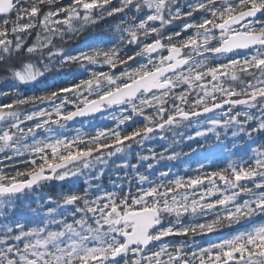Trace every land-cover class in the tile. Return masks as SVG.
Segmentation results:
<instances>
[{"label":"snow or ice","instance_id":"6c2138e0","mask_svg":"<svg viewBox=\"0 0 264 264\" xmlns=\"http://www.w3.org/2000/svg\"><path fill=\"white\" fill-rule=\"evenodd\" d=\"M0 84V264H264V0H0Z\"/></svg>","mask_w":264,"mask_h":264},{"label":"rangeland","instance_id":"374dc122","mask_svg":"<svg viewBox=\"0 0 264 264\" xmlns=\"http://www.w3.org/2000/svg\"><path fill=\"white\" fill-rule=\"evenodd\" d=\"M108 115V113H106V114H104V116H107ZM112 121L111 120H107V119H102V116H100V117H98L97 119H91V120H88V121H85V123H83V124H81L80 126H78V127H74V126H71V125H73V124H71V123H69V129H68V135H75L76 134V130L78 129L80 132H86L87 131V133L88 134H94L95 133V131H96V129L97 128H102V127H100V125H104V124H109V123H111ZM113 123V122H112ZM114 124V123H113ZM184 131H189L190 132V130L189 129H184ZM201 143L203 144V145H205L206 147H207V149H208V147H210V145H206V144H204L203 143V141H201ZM148 145H146L145 147H147ZM192 146H196V144H193ZM200 149H201V147H200ZM140 149L137 147V146H135L134 147V150H133V162H135V159H134V157H135V152L136 151H139ZM188 150H186L185 152H187ZM202 151V150H201ZM203 163H205V165L206 164H209L210 163V161H203ZM221 163V162H220ZM109 170V169H108ZM110 171V170H109ZM112 173H113V177H114V179H116V175H117V173L119 174V175H121V176H123V172L122 171H118V170H116V169H113V171H112ZM103 183V182H102ZM107 186H110V183H109V181H108V183H107Z\"/></svg>","mask_w":264,"mask_h":264},{"label":"trees","instance_id":"16d2710c","mask_svg":"<svg viewBox=\"0 0 264 264\" xmlns=\"http://www.w3.org/2000/svg\"><path fill=\"white\" fill-rule=\"evenodd\" d=\"M71 77H69V79H70ZM3 85L2 84H0V87H2ZM43 85H39V87H42ZM202 147V149H203V151H207V148H205V146H201ZM184 151H185V148H184ZM113 159V162L114 163H119L120 161L118 160V159H116L115 157H113L112 158ZM194 160H195V158H193L192 160H191V162H189L188 164H181V165H173V171L175 172L176 171V168L177 167H179V169H180V174H182L184 171H186L188 168H191V169H196L197 167H198V165L194 162ZM220 166H225V164H224V162H222V163H220ZM114 168H109V170L110 171H112ZM7 170V169H6ZM144 169H141V171H143ZM205 170L207 171V170H210L208 167H207V165H206V168H205ZM110 176V175H109ZM106 177L107 176H105L104 175V177L102 178V181L105 183L104 185H106V182L107 181H105V179H106ZM112 177V179H113V176H111ZM46 193L48 194V195H56L55 194V192L54 193H52V192H50L49 190H46Z\"/></svg>","mask_w":264,"mask_h":264},{"label":"water","instance_id":"95a60500","mask_svg":"<svg viewBox=\"0 0 264 264\" xmlns=\"http://www.w3.org/2000/svg\"><path fill=\"white\" fill-rule=\"evenodd\" d=\"M99 114V113H98ZM96 115V114H95ZM89 117H92V116H89ZM89 117H84V118H77L76 122H81Z\"/></svg>","mask_w":264,"mask_h":264}]
</instances>
